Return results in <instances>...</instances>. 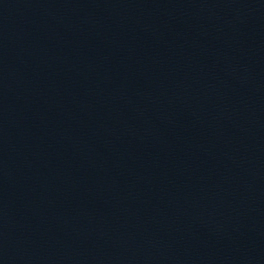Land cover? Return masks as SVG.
<instances>
[{"label":"water","instance_id":"obj_1","mask_svg":"<svg viewBox=\"0 0 264 264\" xmlns=\"http://www.w3.org/2000/svg\"><path fill=\"white\" fill-rule=\"evenodd\" d=\"M163 0H0V264H171Z\"/></svg>","mask_w":264,"mask_h":264}]
</instances>
